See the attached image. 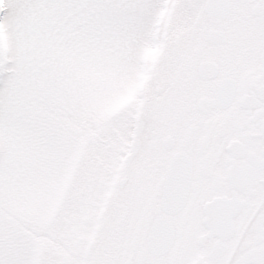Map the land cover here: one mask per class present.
Instances as JSON below:
<instances>
[{"label":"snow or ice","instance_id":"1","mask_svg":"<svg viewBox=\"0 0 264 264\" xmlns=\"http://www.w3.org/2000/svg\"><path fill=\"white\" fill-rule=\"evenodd\" d=\"M0 264H264V0H0Z\"/></svg>","mask_w":264,"mask_h":264}]
</instances>
